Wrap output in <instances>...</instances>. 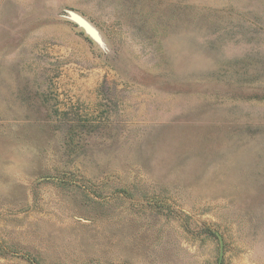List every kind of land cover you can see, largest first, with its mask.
Masks as SVG:
<instances>
[{"label": "rangeland", "instance_id": "1", "mask_svg": "<svg viewBox=\"0 0 264 264\" xmlns=\"http://www.w3.org/2000/svg\"><path fill=\"white\" fill-rule=\"evenodd\" d=\"M0 264H264V0H0Z\"/></svg>", "mask_w": 264, "mask_h": 264}]
</instances>
